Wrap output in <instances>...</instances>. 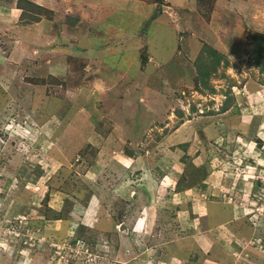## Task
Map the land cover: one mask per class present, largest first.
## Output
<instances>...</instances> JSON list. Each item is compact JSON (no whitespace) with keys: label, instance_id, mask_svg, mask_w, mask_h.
<instances>
[{"label":"rangeland","instance_id":"rangeland-1","mask_svg":"<svg viewBox=\"0 0 264 264\" xmlns=\"http://www.w3.org/2000/svg\"><path fill=\"white\" fill-rule=\"evenodd\" d=\"M8 1L0 264H264V0Z\"/></svg>","mask_w":264,"mask_h":264},{"label":"trees","instance_id":"trees-1","mask_svg":"<svg viewBox=\"0 0 264 264\" xmlns=\"http://www.w3.org/2000/svg\"><path fill=\"white\" fill-rule=\"evenodd\" d=\"M155 3L160 2L155 1ZM15 5L16 9L20 11L19 21L28 25L39 22L41 14H47L46 16H48V18L51 17L50 15H53L52 11L43 8L30 0H17ZM65 26L68 29H72L75 25L67 24ZM246 52L249 54V57L254 60L255 66H257L259 71L264 75V36L260 34L255 36L252 35L251 44ZM70 57L71 58H69L68 61L72 62L71 64L75 63L76 58L72 56ZM208 57L210 58V62L207 61ZM222 58L223 55L216 49L207 45L202 46L195 62L196 76L194 78V87L197 88L198 91L204 89L209 92H214L213 87L209 85V79L210 75L216 71L217 65ZM52 80L56 82L53 78ZM41 82H43V80ZM229 105V101L224 102L222 111H226ZM178 114L180 116L182 115L181 113Z\"/></svg>","mask_w":264,"mask_h":264},{"label":"crops","instance_id":"crops-1","mask_svg":"<svg viewBox=\"0 0 264 264\" xmlns=\"http://www.w3.org/2000/svg\"><path fill=\"white\" fill-rule=\"evenodd\" d=\"M30 1H33V0H30ZM45 1H47V0H44V2H42V3H45ZM7 2H10V1H8V0H6V2L5 3H7ZM34 2V1H33ZM36 3V2H35ZM42 3L40 4H37V5H40V6H42L43 8H46V9H48V10H50V11H52V12H54V8L53 7H49V6H47V5H42ZM259 139H262V138H259Z\"/></svg>","mask_w":264,"mask_h":264}]
</instances>
